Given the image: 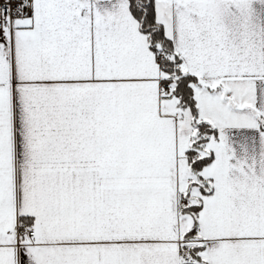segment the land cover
Masks as SVG:
<instances>
[{
	"label": "snow or ice",
	"instance_id": "6c2138e0",
	"mask_svg": "<svg viewBox=\"0 0 264 264\" xmlns=\"http://www.w3.org/2000/svg\"><path fill=\"white\" fill-rule=\"evenodd\" d=\"M0 264H264V0H0Z\"/></svg>",
	"mask_w": 264,
	"mask_h": 264
}]
</instances>
